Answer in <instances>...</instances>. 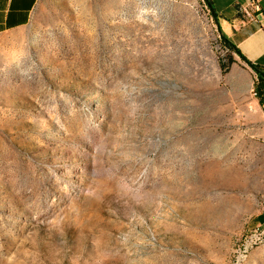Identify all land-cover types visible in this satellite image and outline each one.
<instances>
[{"label":"rangeland","instance_id":"1","mask_svg":"<svg viewBox=\"0 0 264 264\" xmlns=\"http://www.w3.org/2000/svg\"><path fill=\"white\" fill-rule=\"evenodd\" d=\"M255 82L203 0H39L0 34V264H264Z\"/></svg>","mask_w":264,"mask_h":264},{"label":"crops","instance_id":"2","mask_svg":"<svg viewBox=\"0 0 264 264\" xmlns=\"http://www.w3.org/2000/svg\"><path fill=\"white\" fill-rule=\"evenodd\" d=\"M38 3L39 0H0V34L29 24ZM212 3L224 33L249 61L264 68V17L254 12V2L212 0ZM241 11L244 12L240 16L238 13ZM238 58L240 59L239 56ZM260 87V104L264 108V82L260 83Z\"/></svg>","mask_w":264,"mask_h":264},{"label":"trees","instance_id":"3","mask_svg":"<svg viewBox=\"0 0 264 264\" xmlns=\"http://www.w3.org/2000/svg\"><path fill=\"white\" fill-rule=\"evenodd\" d=\"M206 7L209 9L210 15L215 20V23L217 25V31L220 34V41L222 45L227 48L230 52L238 55L242 61H244L254 72L256 77L255 82V94H257L259 101L261 103V87L260 83L264 82V68L260 66L259 64H255L251 61H249L239 50V48L235 45V43L224 33V31L221 29L218 15L215 11V7L212 3V0H203Z\"/></svg>","mask_w":264,"mask_h":264},{"label":"built area","instance_id":"4","mask_svg":"<svg viewBox=\"0 0 264 264\" xmlns=\"http://www.w3.org/2000/svg\"><path fill=\"white\" fill-rule=\"evenodd\" d=\"M251 1L254 2L255 10L264 17V0ZM240 251L245 253L247 251V246H244L243 249H241Z\"/></svg>","mask_w":264,"mask_h":264}]
</instances>
